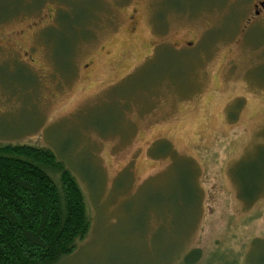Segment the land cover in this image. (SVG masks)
I'll return each instance as SVG.
<instances>
[{
	"label": "rangeland",
	"instance_id": "obj_1",
	"mask_svg": "<svg viewBox=\"0 0 264 264\" xmlns=\"http://www.w3.org/2000/svg\"><path fill=\"white\" fill-rule=\"evenodd\" d=\"M159 1L0 0V142L52 149L89 206L54 264H264L259 0Z\"/></svg>",
	"mask_w": 264,
	"mask_h": 264
},
{
	"label": "trees",
	"instance_id": "obj_2",
	"mask_svg": "<svg viewBox=\"0 0 264 264\" xmlns=\"http://www.w3.org/2000/svg\"><path fill=\"white\" fill-rule=\"evenodd\" d=\"M90 228L83 189L52 149L0 142V264H54Z\"/></svg>",
	"mask_w": 264,
	"mask_h": 264
},
{
	"label": "flooded vegetation",
	"instance_id": "obj_3",
	"mask_svg": "<svg viewBox=\"0 0 264 264\" xmlns=\"http://www.w3.org/2000/svg\"><path fill=\"white\" fill-rule=\"evenodd\" d=\"M165 1H168V0H165ZM160 2V6H161V3L164 2V0L162 1H159ZM127 4V0H90V6L92 8H97V10L101 13L100 15H105V17L109 20V22L111 21L109 19V12L110 11V8L111 9H115V10H119L120 7L121 9L122 8H126ZM255 11H254V17H257L259 15H261L262 13H264V0H259L255 5ZM56 12L55 13H51L50 14V18L51 20H53V18L56 19ZM98 18V17H95V19ZM100 18V17H99ZM96 26V23H92L90 24V30L92 32V34H95L96 33V30L94 29ZM189 44H192L193 42L192 41H188ZM187 42V43H188Z\"/></svg>",
	"mask_w": 264,
	"mask_h": 264
}]
</instances>
